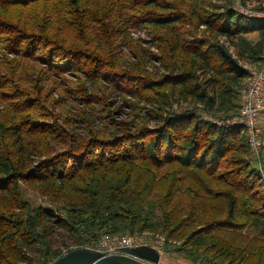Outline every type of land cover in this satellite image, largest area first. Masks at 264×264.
Here are the masks:
<instances>
[{
    "label": "trees",
    "instance_id": "16d2710c",
    "mask_svg": "<svg viewBox=\"0 0 264 264\" xmlns=\"http://www.w3.org/2000/svg\"><path fill=\"white\" fill-rule=\"evenodd\" d=\"M237 1L0 0V264L144 231L190 264H264L259 163L209 119L264 59Z\"/></svg>",
    "mask_w": 264,
    "mask_h": 264
},
{
    "label": "built area",
    "instance_id": "2783aa9c",
    "mask_svg": "<svg viewBox=\"0 0 264 264\" xmlns=\"http://www.w3.org/2000/svg\"><path fill=\"white\" fill-rule=\"evenodd\" d=\"M237 5L242 7L240 0L235 6L236 10L242 14L252 16L257 19H264V10L257 13L252 10L241 11ZM256 14V15H255ZM246 84L240 91L239 111L233 117L209 119L217 125H230L239 127L249 142L251 151L259 162L260 170L264 178L263 167L261 165V150L264 146V59L258 68L251 70ZM139 245H149L157 249L160 256L163 255L164 240L151 239L146 236L145 231L135 234L103 236L96 250L103 254H120L126 247Z\"/></svg>",
    "mask_w": 264,
    "mask_h": 264
},
{
    "label": "water",
    "instance_id": "95a60500",
    "mask_svg": "<svg viewBox=\"0 0 264 264\" xmlns=\"http://www.w3.org/2000/svg\"><path fill=\"white\" fill-rule=\"evenodd\" d=\"M160 253L148 245L126 247L123 253L106 255L89 247H74L51 264H159Z\"/></svg>",
    "mask_w": 264,
    "mask_h": 264
},
{
    "label": "rangeland",
    "instance_id": "374dc122",
    "mask_svg": "<svg viewBox=\"0 0 264 264\" xmlns=\"http://www.w3.org/2000/svg\"><path fill=\"white\" fill-rule=\"evenodd\" d=\"M242 4V3H241ZM259 2L258 0H255V1H252L247 3V5H244V6H239L237 5L238 9H240L241 11H245V10H252V11H255V12H259L261 13L262 10L264 9H259V8H255V6H258ZM263 7H264V3H262ZM256 15V14H255ZM141 36L142 38H147V34L144 32V31H136L134 32V37H139ZM246 68H249L248 65H245ZM250 69V68H249ZM254 68L250 69V72L251 70H253ZM237 114V113H236ZM235 114V115H236ZM264 126V125H263ZM261 165L263 167V172H264V147L262 148L261 150ZM259 163V162H258ZM258 163L257 166H258ZM260 167V166H259ZM32 197H35L36 195H34V192H31ZM146 233V236H149L151 237V239L154 241V239H159V240H164L165 242V237L160 234V233H154V232H149V231H145ZM183 256H180V255H176L173 251H170L168 254L163 251V256H161V262L162 264H182L181 263V259ZM187 261V260H186ZM189 262V261H188ZM160 264V263H159Z\"/></svg>",
    "mask_w": 264,
    "mask_h": 264
},
{
    "label": "crops",
    "instance_id": "0c3cea01",
    "mask_svg": "<svg viewBox=\"0 0 264 264\" xmlns=\"http://www.w3.org/2000/svg\"><path fill=\"white\" fill-rule=\"evenodd\" d=\"M162 256H163V255H162ZM159 259H160V264H162V262H161V256H160ZM180 259H181L180 261H181L182 264H190V263H189L188 261H186L185 259H183V258H180Z\"/></svg>",
    "mask_w": 264,
    "mask_h": 264
},
{
    "label": "bare ground",
    "instance_id": "6f19581e",
    "mask_svg": "<svg viewBox=\"0 0 264 264\" xmlns=\"http://www.w3.org/2000/svg\"><path fill=\"white\" fill-rule=\"evenodd\" d=\"M256 69V68H255ZM138 246V245H137ZM140 246V245H139ZM149 246V245H148ZM133 247H136V246H133ZM93 249H95V248H93ZM69 252V251H68ZM67 252H65V254H66Z\"/></svg>",
    "mask_w": 264,
    "mask_h": 264
}]
</instances>
